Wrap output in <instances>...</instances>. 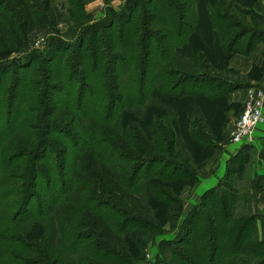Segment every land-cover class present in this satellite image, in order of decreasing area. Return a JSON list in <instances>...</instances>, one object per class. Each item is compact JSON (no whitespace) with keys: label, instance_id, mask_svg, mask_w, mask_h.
<instances>
[{"label":"rangeland","instance_id":"obj_1","mask_svg":"<svg viewBox=\"0 0 264 264\" xmlns=\"http://www.w3.org/2000/svg\"><path fill=\"white\" fill-rule=\"evenodd\" d=\"M11 1L0 0V10H7L14 19H17L18 9ZM29 1L34 12V20H31L23 39L24 46L16 49L10 58L18 61L16 63H11V60L4 61L3 67L0 68V157L7 160V166L11 164L9 157L13 147L7 142L11 137L17 136L16 139L27 144L25 148L19 146L22 148L21 153L33 154L36 142L42 139L43 143L41 150L39 147L40 155L39 153L37 156L34 155V164L25 167L22 171L25 178L23 182L28 181L29 177L36 180V187L33 188L32 195H29V202L27 204L21 202L16 209L17 212H13L10 207L6 208V201L2 199L0 193V264H27L25 261L18 262L20 259H17L19 254L34 252L23 248L24 243L31 240L44 242L51 235H54V244L57 243L59 258L63 260V264L78 262L81 264H187L181 258L200 263L199 259L191 257L192 254L199 253L196 252L197 249L191 243L186 244L187 241L193 240L180 232L179 225L182 218L187 220L193 218H188V209L192 202H197L199 198L194 197L192 190L195 189L197 194H200L216 183V178L209 182L201 180L200 183L198 181L195 183L188 173H198L205 165L207 156L217 148L210 146L206 134L210 137L216 136V130L218 136L220 127H213L215 121L204 109L207 96L194 95L188 91L196 81L191 79V76L186 77V73L181 76V70L190 74H202L205 71L207 75L222 76L246 84L251 77H258L255 76L256 72L244 74L233 66L230 67L229 61L223 63L219 58H222L221 55L218 54V58L211 55L215 40L213 44L209 43L202 32L199 36L204 43L198 50L204 52L205 56L202 58L201 54L200 61L198 57H195L194 62L189 58L188 50L192 42L188 45L189 41L185 42V38L183 41L188 46L173 47L175 45L172 43L174 42L172 31L176 30L178 15L182 14V9L183 12H187V7L191 8L192 0H146L144 7H136L129 11L128 17L123 18L121 23L112 17L109 10L121 14L122 10L125 11L123 7L125 0ZM217 1L223 7L224 4L229 5L232 13L242 11L241 0ZM143 10L149 25L146 26L147 31L142 36V30H145V26L142 25ZM247 10L245 23L252 26L250 23L253 18V21L257 20L259 25L264 27L263 18L254 14L253 9V12L248 8ZM169 18L172 21L171 27H168L165 21ZM90 25L96 26L87 34L85 32ZM8 37L9 39H4V43L14 44L15 41L10 34ZM1 40L0 37V42ZM140 40L143 43L148 42V48L151 41L149 55L152 54L153 59L157 54L155 51L157 48L173 53L171 65L166 67L177 82V89L185 91L180 96L183 99L171 98L169 101L159 96L158 89L155 88L161 86H152L150 76L154 72L160 73L157 71L159 69L156 70V66L159 67L160 64L149 67L152 59L146 64L148 48L142 52L143 57H139ZM243 48L244 39L236 45L235 50L242 52ZM187 57L189 59H186ZM139 58L143 60L142 64H139ZM162 67L164 68V63ZM142 69L148 70L149 74L143 76ZM143 77H145V85L140 99L144 102L136 103L139 98V88L143 85L141 81ZM156 79L161 80L164 87L170 84L166 77L157 76ZM205 81L207 83L201 84L209 86L208 77ZM153 87L155 92L151 93ZM110 90L114 92L113 96H110ZM204 94H208L207 91ZM68 106L78 114L79 122L75 121V128L67 126V122H58L60 120L55 117ZM235 108L229 107L227 112L234 111ZM134 113H138V116ZM93 117L100 122L116 124L118 129L126 132L127 140L133 146L137 143L134 128L138 126L145 138L160 151L158 153L151 151L150 153L155 154L149 153V158L144 159L146 161L149 159L148 165L141 169L133 167L132 170L133 161L125 158L116 147L111 148V144L108 147L103 143L96 127L89 123L95 121ZM226 125L227 121L221 131ZM260 129H264V121L257 123L253 137L258 136ZM213 136L212 138L219 145L223 144L221 143L223 134L220 136L221 141L217 136ZM55 138L67 144L69 149L66 155L57 149L59 145ZM197 138L201 139L203 144L195 147L193 140ZM206 144L209 147L206 148ZM240 144L242 142L231 144V147ZM91 146L99 149L100 153L104 152L102 157L105 161L116 164L122 172L121 181L124 186H127L126 180L130 181V172L132 178L134 176L132 172L136 173V171L139 179L144 178V182L151 184L147 189L139 185L132 187L131 182L134 181L131 180L128 186L129 190L140 196V199L149 206L147 220L139 221L131 214H128L129 218H125L127 211L116 199L112 202L117 204V207L107 204L106 201L105 204L102 203L98 198L99 194L84 200V207H94L104 212L110 225L116 227V230L118 228L122 238V247L118 249H108L97 243L96 235L94 236L92 231L85 233L84 236L76 235L71 225L65 229V235H62L58 232L55 220L51 218V208L61 200L64 201L63 198H66L74 186L71 171L75 152ZM19 147L15 150L18 151ZM157 155L161 160H153ZM135 156L137 153H134L133 157ZM21 160L25 161L24 157ZM5 167L0 164V178L3 179H5L3 176ZM160 171L164 172L162 176L158 175ZM222 173L223 169L219 171V174ZM27 185L23 184L22 189L25 187L28 190ZM2 189L0 186V191ZM243 197L238 195L237 206L231 212L233 216L238 217L240 213L246 212L245 203L243 204L244 201L241 200ZM77 207L78 205L75 206ZM22 208L25 209L24 213L20 212ZM205 211L213 212L208 208L202 210ZM10 217L12 222H9ZM202 218L204 219V216ZM16 236H22L21 241ZM82 237L87 239H80ZM59 240L62 244L58 242ZM198 241L199 245L205 246V240ZM9 244L17 247L18 250L14 249L15 252ZM255 250L257 251L256 248L250 250L248 256L239 255L238 258L247 262L261 260L263 255L253 256Z\"/></svg>","mask_w":264,"mask_h":264},{"label":"trees","instance_id":"obj_2","mask_svg":"<svg viewBox=\"0 0 264 264\" xmlns=\"http://www.w3.org/2000/svg\"><path fill=\"white\" fill-rule=\"evenodd\" d=\"M225 1L226 0H224V2ZM255 1L257 0H241L240 5L242 6V11L239 13H232L229 10V5L224 4L223 7L217 0H215V2H212V0H192V6L194 7L191 6L189 9L187 7V12H183L182 9V14L180 16L178 15L179 18L177 19V25L175 27L176 30L175 32L172 31V37L174 41L172 43L175 45L173 47H186L190 44V42H192L188 50V56L189 58H192V62H194L195 57H198L197 59L200 61V55L202 54V58L205 56L204 52H199L198 50L202 43H204L203 40L201 42L199 36V33L202 32L203 35H206L205 37L209 43L213 44V41L215 40L214 50L212 51L211 55L215 56L216 58L219 57L218 54L221 55L222 58H219L222 59L223 63L225 64L236 53L248 54L257 42H264V27L259 25L257 20H254V22L253 18L251 19L250 23L252 26H249V24L245 23V13L248 11L247 8L253 12L252 5ZM145 2L146 0H125L123 3L125 11L122 10L121 14H117L113 10H109V12H111L114 19H117L121 23L123 18L128 17L129 11H132L136 7H144ZM11 3L17 7L19 16L17 19H14V17L9 14L7 10H0V37L2 38L0 42V68L3 67L4 61L11 60V63H16L18 61L15 58L10 59L11 55L16 51V49L24 46L25 42L23 39L25 38L29 24L31 23V20L34 16V12L31 9V3L29 0H12ZM204 4H206V6H204ZM187 5L188 3L186 6ZM219 6L221 8H219ZM144 11L145 10L142 11V25L145 26V30H142V36L147 31L146 26L149 25V22L147 24V18L144 14ZM253 13L256 14L255 12ZM231 14L238 15H236V17ZM165 21L167 22L166 24L168 27L172 26V21L170 18L167 20L165 19ZM188 21H190V23ZM95 26L96 25L88 26V31L85 33L88 34L89 32L93 31ZM185 27L187 29H185ZM7 33L8 35H11L16 43H4V39H9L10 37H8ZM184 38L186 40L185 42L189 41L188 45L184 43ZM243 39V51L238 52L235 50V47ZM149 44L150 45L148 48V42L144 41L143 43V41L140 40L139 47L141 53L139 54V57L142 58V52H145L148 48L146 51L148 52V55L145 58L146 64H148L149 59H152V61L150 60L149 67L160 64L159 67L156 66V70L159 69L157 71L160 73L154 72L153 75L150 76L152 86H161V88L158 86L155 89H158V94L159 96L163 97V99H169V101L171 98H177V100L183 99L180 98V96H182L183 92L185 91L183 89H177L178 84L172 77V73H170L169 69H167V67L171 65L173 53L165 50H158L157 48L155 50L157 54L153 59V57H151L152 54L149 55L152 46L151 41ZM15 45L17 47H15ZM189 58L187 57L186 59ZM139 61V64H142L143 60L140 59ZM162 63H164V68L162 67ZM255 72V76H259V71L255 70ZM142 73L143 76H147L149 71L142 69ZM185 73L186 77L191 76V79H195L196 81V83L192 84L188 91L194 95L207 96L205 102L206 106H204V109L207 110L210 113V116L214 119L215 125H213V127H220L218 136L217 131L215 130V134L220 140V136H222L221 128L227 121V110L229 107H233L227 103V95L232 89L245 87L247 84L222 76L207 75V72L205 71L202 72V74H190V72L181 70L180 75L184 76ZM157 76L162 78L166 77L169 79L170 84L164 87V84L161 83V80L156 79ZM207 77L210 80V84L206 87L201 83H207V81H205V79L207 80ZM141 81H143V85L139 88V98L138 101L136 100V103L144 102L140 99V97L144 88L143 86L145 85V77H143ZM153 90L154 87L152 91L150 90L151 93L155 92ZM205 91H207L208 94H204ZM109 93L110 96H113L114 92H111L110 90ZM151 93L148 95L149 97L151 96ZM134 115L138 116V113H134ZM55 117H57L56 119L60 120L58 122H67L66 125L72 126L73 128H75V121L79 122L77 111L70 108L69 106L67 108L65 107L64 111L57 113ZM92 119L95 121H89V123L96 127V131L99 132V135L101 136L100 138L103 139V143L108 147L111 144V148L116 147L117 150L125 156V158H129L128 160L133 161L134 164L132 165V170L133 167L135 169H141L145 165H148L149 159L147 161L144 159L149 158V153L151 151L155 153L160 151H158L156 146L145 138L138 126H135L134 128L137 143H135L133 146L127 140L126 132L118 129V127L115 126L116 124L111 125L109 122V124H107L105 122L97 121L96 117H93ZM206 136V140L210 142V146L216 147V141L214 138H212L213 135L210 137V135L206 134ZM16 138L17 136L14 138L11 137V139L9 138L7 141L13 147L12 152H10L11 157H9L11 164L7 166V160H4V158L2 159L0 157V164H3V167L6 166L3 173L5 179L2 177L0 178V186L3 188L0 193L2 199H5L6 201V208L10 207L11 211L13 212H15L17 207H19L18 205H21V202L24 204L29 202L28 200H30V196L34 190L33 188L36 187V180L31 179V177H29L30 179L28 181L23 182V179L25 178L22 171L25 170V167L28 168L34 164V155L37 156L38 153L40 155V150L42 149L41 143H43L42 139H39L36 142V148H34L33 154H31V152L21 153V149L25 148L27 144L22 143L20 139ZM55 139L59 145L57 149L60 150L63 155H66L69 149L67 144L63 140L58 141L57 138ZM49 140H51V137H49ZM193 144L195 147H197V145L199 146L203 144V141L197 138V140H193ZM243 144L248 145V143ZM19 146L23 147L20 148ZM207 146L209 147V145L206 144V148ZM16 147H19L17 149L18 151L15 150ZM98 151L99 149L91 146L81 148L80 150L78 149L75 152V155L72 158L71 171L72 182L74 186L71 189L72 191L68 192L66 198H63L64 201L61 200L54 206V208H51V218L55 220L56 224L58 225V232L62 235H65V229L71 225V228L75 229L74 233L76 235L84 236L85 233L92 231L94 236L96 235L95 241L97 243L102 244L108 249H118L122 247V238L121 234L118 233V228L116 230V227L113 228V225H110V222H108L104 216V212H100L94 207H84V200L89 196L94 198L96 194H99L98 198L102 200V203L105 204L106 201L107 204L110 203L111 206L117 207V204H113L114 200L116 199L121 207L127 211V215H124L125 218H129L128 214H131L139 221L147 220L146 217L149 215V206L140 199V196L129 190L128 186L131 180L134 181L131 182L132 187L139 185L142 188L147 189L151 186V184L144 182V178L139 179L137 177L138 174L136 171V173L132 172L134 175L132 178L130 172V181L126 180L127 182H125L127 186H124L121 181L122 172L120 169L117 168L116 164L105 161L102 157L104 152H101V154ZM214 151H212L207 156L206 161ZM134 153H137V156L133 157ZM155 153H150V155ZM26 156H29V158ZM158 156L159 155H157L153 160H159L160 158ZM23 157L25 161L21 160ZM40 157L38 159H40ZM241 163L243 162L241 161ZM184 172L186 173L187 171ZM163 173L164 172L160 171L158 175L162 176ZM188 174L191 175L190 178L192 177V181H195V183L199 181L197 172L196 174ZM23 184H28V190H26L25 187L22 189ZM14 188H17V190ZM238 195L244 196L241 200L244 201L242 202L243 204L245 203L244 208L247 213L242 212L238 217H236L233 216V213L231 214V212L232 209H235L237 206L236 201L238 199ZM27 196L29 197L26 199ZM248 203L249 199L247 193L238 190L232 185V183L227 182L225 185L221 183L219 186L211 187L204 191V193L200 195L199 200L197 202H193L188 209V218H193L190 220H187V218H182L183 220L179 225V229H181L180 232L184 233L187 237L193 240L192 242L187 241L186 244L190 245L191 243V245L197 249L196 252L199 253L192 254L191 257L199 259L200 263H194L192 261L190 262L184 258L181 259L185 260L187 264H264V218H262L261 236H259L255 223V220L259 217V215L252 214L250 212ZM76 205H78L77 208H75ZM123 208L122 210H124ZM204 208L213 210V212L207 213V210L202 212ZM20 212L24 213L25 209L22 208ZM202 216H204V219ZM12 221L13 220L10 217L9 222ZM144 222L147 223L146 221ZM117 227L119 226L117 225ZM18 238L21 241L22 236H19ZM80 239L84 240L87 238L82 237ZM200 239L205 240V246L199 245L198 240ZM54 240V235H51L50 237L46 238L44 242L39 240L34 242L31 240V242L24 243L25 245L23 248H27L29 251L34 252L28 254H19L17 256V259H20L18 262L25 261L27 264H63V260L59 258L60 251L57 250V243L54 244ZM219 240H221L220 243ZM58 242L61 243L60 240ZM10 246L13 248V250H18L17 247H14L13 245ZM255 248L257 251H254L253 256L257 257V254H261V256L263 255L261 260L247 262V260L238 258L239 255L248 256L251 253L250 250ZM193 258L192 260H194ZM238 260H241V262H238ZM77 264H81V262H78Z\"/></svg>","mask_w":264,"mask_h":264},{"label":"crops","instance_id":"obj_3","mask_svg":"<svg viewBox=\"0 0 264 264\" xmlns=\"http://www.w3.org/2000/svg\"><path fill=\"white\" fill-rule=\"evenodd\" d=\"M252 9L264 19V0L255 1ZM229 66H233L244 74L258 70L259 76L251 77L245 87L234 88L228 93L227 103L236 108L234 111L226 113L227 125L224 130L239 115L248 89L264 84V42H257L248 54L236 53L229 60ZM224 130L222 131L223 137H225L226 132ZM258 132V136L254 137L253 142L248 143V145L242 143L236 147H231V144L226 143L224 138L221 142L223 144L219 145L216 142V150L209 156L205 165L199 169L197 176L199 183L201 180L209 182L216 178V183L204 191L219 186L221 183L225 185L227 182L232 183L238 190L242 191L244 188L243 191L247 193L249 199L248 208L250 212L259 215L255 223L258 234L261 236L262 218H264V129H260ZM221 169H223V173L219 174ZM204 191L197 194L196 190L193 189L192 193L194 197L199 198Z\"/></svg>","mask_w":264,"mask_h":264},{"label":"built area","instance_id":"obj_4","mask_svg":"<svg viewBox=\"0 0 264 264\" xmlns=\"http://www.w3.org/2000/svg\"><path fill=\"white\" fill-rule=\"evenodd\" d=\"M264 121V84L250 87L239 115L226 130L224 141L229 144L252 143L257 123Z\"/></svg>","mask_w":264,"mask_h":264}]
</instances>
